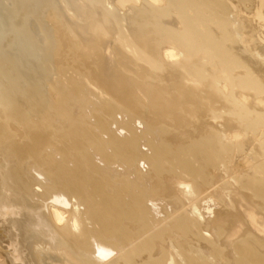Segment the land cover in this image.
I'll use <instances>...</instances> for the list:
<instances>
[{
	"label": "bare ground",
	"instance_id": "1",
	"mask_svg": "<svg viewBox=\"0 0 264 264\" xmlns=\"http://www.w3.org/2000/svg\"><path fill=\"white\" fill-rule=\"evenodd\" d=\"M0 264H264V0H0Z\"/></svg>",
	"mask_w": 264,
	"mask_h": 264
}]
</instances>
